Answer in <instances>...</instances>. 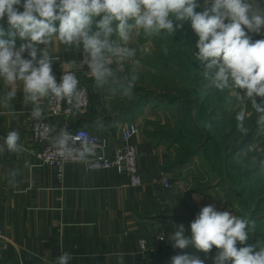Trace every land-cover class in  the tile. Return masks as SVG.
I'll list each match as a JSON object with an SVG mask.
<instances>
[{
  "label": "crops",
  "instance_id": "crops-1",
  "mask_svg": "<svg viewBox=\"0 0 264 264\" xmlns=\"http://www.w3.org/2000/svg\"><path fill=\"white\" fill-rule=\"evenodd\" d=\"M197 2L203 5V0ZM184 29V44L189 45L185 53L177 51L181 38L176 34L134 36L128 44L136 49L132 60L151 63L137 69L140 78L131 97L123 95L128 81L122 80L129 61L113 63L121 78L97 88L87 67L79 63L82 50L68 49L55 38L48 45L57 81L75 70L79 83L89 89L90 107L73 116L72 128L96 134L103 152L112 156L120 130L130 121L137 123L131 143L137 151L140 187H131L114 171H87L77 164H68L58 183L54 171L35 159L38 147L30 138L33 106L24 103L22 85L7 108L0 104V145L16 130L23 146L20 153L0 152V264H56L62 252L72 254L69 264H120L121 256L123 264H171L173 256L194 249H174L168 235L180 224L190 235V223L209 204L249 217L255 222L249 243L264 244V125H257L250 101L237 100L231 89L207 86L204 66L194 57L196 34L191 26ZM250 35L264 39V33ZM16 43L19 47L24 41L17 36ZM166 58L168 65L162 63ZM180 58L191 76L184 83L174 74L182 65ZM150 71L155 79L168 75L167 90L146 86ZM7 91L0 81V98ZM47 99L41 101L44 112ZM241 122L246 132L239 129ZM61 125V120L54 121V131ZM251 199L258 200V209L248 207ZM216 251L196 254L213 264Z\"/></svg>",
  "mask_w": 264,
  "mask_h": 264
},
{
  "label": "clouds",
  "instance_id": "clouds-1",
  "mask_svg": "<svg viewBox=\"0 0 264 264\" xmlns=\"http://www.w3.org/2000/svg\"><path fill=\"white\" fill-rule=\"evenodd\" d=\"M198 7H202L199 12ZM180 21H190L198 37L194 57L204 66L207 86L231 89L237 100L250 101L257 125H264V39L253 40L250 35L264 33L260 0H203L202 6L197 0H0V81L8 89L0 104L7 108L22 85L24 103L32 104L34 121L44 118L41 101L45 98L67 101L79 110L76 74L65 72L57 81L53 72L54 58L48 50L53 38L68 49L82 50L80 65L87 67L95 86L103 88L117 80L113 63L122 65L135 57L136 49L128 46L135 35L153 36L162 31L175 35L182 27ZM17 36L24 41L19 47ZM137 78L133 72L124 96L131 97ZM243 116L240 113L238 120ZM238 127L247 131L242 122ZM77 140L65 126L53 146L62 153ZM19 141V132L9 131L0 152L20 153L23 146ZM79 143L81 156L96 147L92 138ZM254 228L255 222L247 216L219 211L214 204L203 206L190 223V235L183 224L168 235L174 249H194L192 254L173 256L171 264H205L196 253L208 256L213 248L217 250L211 257L213 264H264V244L249 243ZM72 259V254L62 252L56 264H69Z\"/></svg>",
  "mask_w": 264,
  "mask_h": 264
},
{
  "label": "built area",
  "instance_id": "built-area-1",
  "mask_svg": "<svg viewBox=\"0 0 264 264\" xmlns=\"http://www.w3.org/2000/svg\"><path fill=\"white\" fill-rule=\"evenodd\" d=\"M67 72H74L70 70ZM80 88V108L73 109L67 101L56 100L55 98L47 99L44 118L37 122L32 119L30 123V138L32 143L38 147L35 153V159L38 165L50 168L54 171L55 179L62 183L64 179L65 167L68 164L82 165L87 171H114L118 175L125 176L131 187H140L141 179L138 173L136 159L137 151L131 143L132 137L138 131V125L134 121L127 123L126 127L120 130V144L112 156H107L102 148L100 138L86 130L85 128H72L70 120L78 112L86 111L90 107L89 89L79 83ZM61 120V129H64L77 137V142H70L63 152L57 151L53 146V140L61 131H54L53 122ZM45 128L51 129L46 131ZM92 138L96 147L91 154L79 155L81 145L80 139ZM164 187L168 188L169 183L164 181ZM2 237V228L0 225V238ZM140 251L145 253L147 248L144 242L140 243Z\"/></svg>",
  "mask_w": 264,
  "mask_h": 264
},
{
  "label": "rangeland",
  "instance_id": "rangeland-1",
  "mask_svg": "<svg viewBox=\"0 0 264 264\" xmlns=\"http://www.w3.org/2000/svg\"><path fill=\"white\" fill-rule=\"evenodd\" d=\"M22 10V9H21ZM97 19H99V18H97ZM179 23V22H178ZM180 24H182V27H180L177 31H176V35L178 36V38H181V42L179 43V45H177V51H179V53H185V48L187 47V46H189V45H185L184 44V39H185V34H186V30L184 29V27H188V28H190V21H180ZM4 26L5 27H7V24L5 23L4 24ZM160 37H166V38H168V37H170V36H173V35H170V34H168V33H166V32H161L160 34H158ZM170 35V36H169ZM157 36V35H156ZM196 39H198V37H197V35H196ZM115 40L119 43L120 41H119V37H115ZM193 49L194 50H197V48H196V43H194V45H193ZM136 61H140V60H132V61H129L128 63H127V65H126V68L125 69H127V70H129V71H127L126 73H125V75H123V77H122V80L123 81H128L130 78H131V75L133 74V72L135 73V74H137L138 72H137V69L138 68H143V67H148V65L151 63L150 61H143V60H141L140 61V63L139 64H136L135 62ZM179 62H181V66L180 67H178L177 68V71L174 73L175 74V76H176V78H178L179 79V82H181V83H184V81H189L190 80V78H191V76L189 77V75H190V73H189V70L185 67V65H184V61L182 60V58H180L179 60H178ZM162 63H165L166 65H168V63H169V61H168V58H166V59H164V61H162ZM159 69V68H158ZM159 70H161V69H159ZM155 71H157L156 69H155ZM137 72V73H136ZM160 73H162L161 71H160ZM165 73V72H164ZM138 77V76H137ZM157 77V76H156ZM117 78H121L120 76H118ZM138 78H140V77H138ZM137 78V79H138ZM189 79V80H188ZM167 80H168V75L165 73L164 74V76H158L157 77V79H155L153 76H152V71H150V73H149V75H147V79H146V86H151V87H154V89H157V90H159V89H164V90H167V83H164V82H167ZM137 82V80L135 81V83ZM168 93V92H167ZM166 93V94H167ZM177 93L179 94V97H181V98H184V96L186 95L185 94V92H184V90H182V89H179V91H177ZM190 100V99H189ZM194 100V99H193ZM192 101V100H191ZM239 165V167H242L241 166V164H238ZM251 194H252V192L250 193V191L248 192V196H251ZM254 194H256L257 195V193H255L254 192ZM255 195V198L257 197ZM256 199H251V200H248L249 202H248V207L249 208H253V209H258L259 208V206L258 205H256V203H258V200L257 201H255Z\"/></svg>",
  "mask_w": 264,
  "mask_h": 264
},
{
  "label": "trees",
  "instance_id": "trees-1",
  "mask_svg": "<svg viewBox=\"0 0 264 264\" xmlns=\"http://www.w3.org/2000/svg\"><path fill=\"white\" fill-rule=\"evenodd\" d=\"M8 27V26H7ZM7 27L4 26L5 30H7Z\"/></svg>",
  "mask_w": 264,
  "mask_h": 264
},
{
  "label": "water",
  "instance_id": "water-1",
  "mask_svg": "<svg viewBox=\"0 0 264 264\" xmlns=\"http://www.w3.org/2000/svg\"><path fill=\"white\" fill-rule=\"evenodd\" d=\"M237 247H239V243H237Z\"/></svg>",
  "mask_w": 264,
  "mask_h": 264
}]
</instances>
